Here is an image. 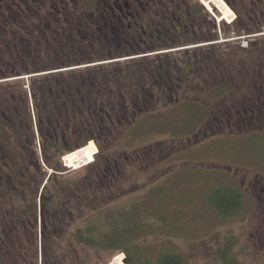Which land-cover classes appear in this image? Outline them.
Masks as SVG:
<instances>
[{
  "label": "flooded vegetation",
  "instance_id": "obj_1",
  "mask_svg": "<svg viewBox=\"0 0 264 264\" xmlns=\"http://www.w3.org/2000/svg\"><path fill=\"white\" fill-rule=\"evenodd\" d=\"M216 1L227 16L213 0H0V264L18 260L20 183L39 177L44 185L67 172L62 153L76 144L67 136L82 130L85 85L113 91L111 102L99 95L95 113L127 120L98 128L88 141L97 147L94 166L110 180L122 157L127 165L135 159L108 157L102 136L114 141L136 117L160 111H144L146 100L131 104L128 87L148 79H84L85 71L155 57L160 82L172 68L168 81L203 98L204 136L264 137V0ZM238 180L251 183L263 211L264 245V171Z\"/></svg>",
  "mask_w": 264,
  "mask_h": 264
},
{
  "label": "rangeland",
  "instance_id": "obj_2",
  "mask_svg": "<svg viewBox=\"0 0 264 264\" xmlns=\"http://www.w3.org/2000/svg\"><path fill=\"white\" fill-rule=\"evenodd\" d=\"M176 91L177 104L161 107L155 114L136 117L116 140L105 144L108 157L131 153L135 159L127 165L128 160L122 157L117 175L120 174L111 188L102 189L101 178L97 177L101 175L98 166H94L97 171L87 174L86 168L94 164L97 147L92 163L67 168L62 179L71 183L89 175L93 185L101 188L93 187L95 197L106 194L109 204L105 205L113 213L122 208L137 210L140 217L131 213L129 218L139 219L141 227L133 241H140L143 249L149 241L169 240L173 251L183 254L187 264H220L217 250L231 240L230 253L239 264H264V245L258 241L263 211L253 195L251 183L241 184L238 180L241 173L264 171V137L248 134L237 138L219 133L204 136L209 131L204 127L207 109L203 98H188L190 92L186 88ZM196 130L201 131L198 136L193 134ZM141 152L145 154L142 161L140 157L135 158ZM220 188L243 192L239 210L229 219L219 218L209 203L212 192ZM147 210L157 219L165 217L164 221L148 220L156 233L150 238H146ZM161 227L165 234L158 230ZM24 239L25 244L32 243L28 237ZM125 255L121 251L109 252L101 260L107 264H126ZM25 256L32 262L31 253Z\"/></svg>",
  "mask_w": 264,
  "mask_h": 264
},
{
  "label": "trees",
  "instance_id": "obj_3",
  "mask_svg": "<svg viewBox=\"0 0 264 264\" xmlns=\"http://www.w3.org/2000/svg\"><path fill=\"white\" fill-rule=\"evenodd\" d=\"M156 62L155 57L149 58V60L137 59L131 63L125 61L123 62L124 66H107L103 68V71H85L83 78L148 79L147 84L132 83L133 85L128 87L133 89L130 90L134 96L131 104L132 106L139 105L140 102L146 100L144 111H155L161 107L177 104L179 98H177L178 91L176 90L180 88L167 80L168 73H172V68L165 67L164 79L162 82L159 81L160 75L156 77L158 72ZM104 87L107 88V86ZM94 88H96V84L84 86L82 130L67 136L76 144L71 145L62 154L79 150L90 139H95L98 135V128H108L111 123L127 121L113 115L109 119L102 114L95 113L94 107L97 104V99L100 98L99 95L102 94V97H106L105 101L111 102L113 91H102L99 94L93 90ZM185 88L189 91L188 87L183 89ZM102 137L105 144L112 141V136L109 133ZM54 169L57 167L54 166ZM58 169L61 170L60 165ZM86 170L87 174L97 171L94 164L88 166ZM118 175L114 180H110L108 174L107 176H97L101 178L102 189L111 188L116 183ZM62 177L52 175L44 185L43 179L39 177L33 181L20 183L18 193L20 205L17 220L14 217L15 222L17 221L19 224L18 260H15L14 263L9 260L8 264H39V261L40 264H107L106 261L101 260L102 256L117 251L126 254L124 258L126 264H187V259L183 254L173 251L169 240H163L162 243L149 241L144 249L140 246V241L139 243L133 241L136 232L141 227L139 219L135 218L140 217L139 212L132 208L130 211L122 208L113 213V209L109 210L107 207L109 199L106 194L98 195L100 197L98 199L95 197L93 187H100L93 185L92 177L85 175L71 183H66ZM11 197L12 195L9 200H12ZM242 197V193L238 190L220 188L212 192L209 203L219 218L229 219L234 212L239 210ZM131 213L135 217L132 216L130 219ZM12 215L10 213L6 220L9 219L10 222L13 218ZM145 217L146 238H150L156 233L147 223L148 220L154 218L156 221H164L165 217L162 215L157 219L154 214L150 215L148 210ZM132 221L134 225L129 227V223ZM115 224H118L119 228L116 229ZM158 230L161 234H165L164 228L161 227ZM25 236L32 243L25 244L23 242ZM230 250L231 240L217 250L216 256L220 259V264H239ZM28 253L34 257L32 262L26 260L25 255ZM9 255H11L10 247Z\"/></svg>",
  "mask_w": 264,
  "mask_h": 264
},
{
  "label": "bare ground",
  "instance_id": "obj_4",
  "mask_svg": "<svg viewBox=\"0 0 264 264\" xmlns=\"http://www.w3.org/2000/svg\"><path fill=\"white\" fill-rule=\"evenodd\" d=\"M213 2L217 5V7L223 11V14H225L227 16V10L226 8L219 2L216 0H213ZM91 143V142H90ZM95 147L93 146V144H87L86 146L80 148L79 150H75L74 152L70 153L73 155H66L65 157V163L68 167L71 168H78L82 165V163H84V166L91 163V159H93L92 157L95 154ZM70 155V156H69ZM119 257H116L115 259H117ZM114 259V260H115ZM113 264V263H112ZM123 264V263H121Z\"/></svg>",
  "mask_w": 264,
  "mask_h": 264
}]
</instances>
